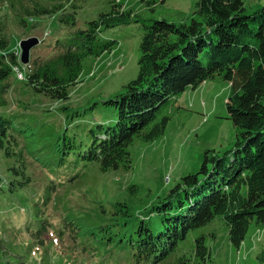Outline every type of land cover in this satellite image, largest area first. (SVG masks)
I'll return each mask as SVG.
<instances>
[{"label":"rangeland","instance_id":"374dc122","mask_svg":"<svg viewBox=\"0 0 264 264\" xmlns=\"http://www.w3.org/2000/svg\"><path fill=\"white\" fill-rule=\"evenodd\" d=\"M62 1H68L65 12L74 13L73 23L69 18L68 23L60 20L59 14H46L28 19L30 22L22 26L10 13L5 14L10 48L18 59L22 41L37 39L29 49L27 64L19 60L22 70L34 59L52 58L64 50L75 31L110 11L114 2ZM196 1L121 3L137 14L139 21L102 29L100 38L114 41L112 49L85 59L66 100L34 92L17 71L6 79L7 104L0 106V115L16 127V151H23L24 160L16 163L20 184L10 189V168L15 161L0 149V264H146L136 260L128 244L116 241V235L97 229L115 223L110 220L114 201L129 204L137 218L144 220L146 214L138 212L143 205L165 195L180 177L198 171L204 155H221L234 147L238 129L227 116L225 105L230 83L217 76L160 105L158 118L169 116L165 130L152 141L134 139L129 146V169L102 171L98 162H86L75 153L91 144L90 130L96 124L112 125L116 120L115 109L103 102L137 76L140 22L163 18L188 23ZM263 4L264 0H244L247 13ZM131 185L137 189L130 192ZM101 209L105 212L102 218L98 216ZM185 235L171 258L186 253L196 261L194 240L203 235L210 257L202 264H264L262 225L252 223L238 248L229 242L222 218Z\"/></svg>","mask_w":264,"mask_h":264},{"label":"trees","instance_id":"16d2710c","mask_svg":"<svg viewBox=\"0 0 264 264\" xmlns=\"http://www.w3.org/2000/svg\"><path fill=\"white\" fill-rule=\"evenodd\" d=\"M123 2L114 0L110 11L75 31L64 50L52 58L34 59L22 70L10 48L5 14L25 26L28 19L46 14H59L60 20L73 23L74 13L65 12L68 1L0 0V106L7 104L5 81L16 71L34 92L58 101L68 99L85 59L100 57L113 47L114 41L100 38L102 29L139 21L137 14L122 7ZM245 10L244 0H197L188 23L163 18L141 21L137 76L103 102L115 109L114 124H96L90 130L91 144L75 152L86 162H98L102 171L129 169V146L134 139L152 141L165 130L169 116L158 118L160 105L217 76L230 83L225 105L238 129L234 147L221 155H204L198 171L180 177L165 195L143 205L138 212L146 214L144 220L137 218L129 204L114 201L110 220L115 223L110 228L98 226L99 231L128 244L138 261L205 263L210 251L203 235L194 240L196 261L186 253L174 258L171 254L189 230L214 218L225 221L229 242L237 248L252 223L264 226V4L251 13ZM12 124L0 115V149L15 161L10 189L20 184L16 163L24 160L23 151H16L17 129ZM128 189L131 192L137 186ZM103 213L101 209L98 216ZM152 215L156 217L151 219Z\"/></svg>","mask_w":264,"mask_h":264},{"label":"water","instance_id":"95a60500","mask_svg":"<svg viewBox=\"0 0 264 264\" xmlns=\"http://www.w3.org/2000/svg\"><path fill=\"white\" fill-rule=\"evenodd\" d=\"M37 41L36 38H32L30 40H24L21 43V54L19 56V59L21 63L27 64L28 61V54H29V49L31 48V45L35 44Z\"/></svg>","mask_w":264,"mask_h":264},{"label":"built area","instance_id":"2783aa9c","mask_svg":"<svg viewBox=\"0 0 264 264\" xmlns=\"http://www.w3.org/2000/svg\"><path fill=\"white\" fill-rule=\"evenodd\" d=\"M20 75V74H19Z\"/></svg>","mask_w":264,"mask_h":264}]
</instances>
